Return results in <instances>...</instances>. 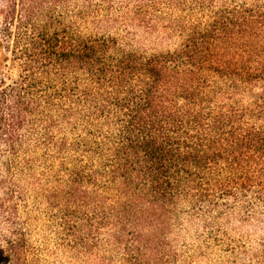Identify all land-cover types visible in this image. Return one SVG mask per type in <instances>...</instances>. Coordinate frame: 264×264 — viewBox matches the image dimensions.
<instances>
[{"label": "trees", "instance_id": "1", "mask_svg": "<svg viewBox=\"0 0 264 264\" xmlns=\"http://www.w3.org/2000/svg\"><path fill=\"white\" fill-rule=\"evenodd\" d=\"M10 61L0 160L43 133L54 218L94 264H168L188 218L264 213V0H0ZM12 200L0 264H31Z\"/></svg>", "mask_w": 264, "mask_h": 264}, {"label": "rangeland", "instance_id": "2", "mask_svg": "<svg viewBox=\"0 0 264 264\" xmlns=\"http://www.w3.org/2000/svg\"><path fill=\"white\" fill-rule=\"evenodd\" d=\"M18 62L10 61L0 80L13 83L19 78ZM35 130L24 137L23 146L15 152L4 150L0 160V196L7 188L13 190L10 205L25 228L31 264H94L87 255L74 252L63 239V232L54 218L47 197L59 169L52 167L43 133ZM2 149V148H0ZM5 149V148H4ZM13 160V167L7 163ZM216 218L190 217L187 224L176 229L171 242L176 255L168 264H264V213L245 216L230 213ZM207 220V221H206ZM107 264H120L119 252L102 248L94 256Z\"/></svg>", "mask_w": 264, "mask_h": 264}]
</instances>
